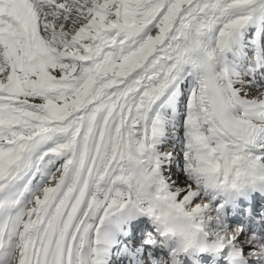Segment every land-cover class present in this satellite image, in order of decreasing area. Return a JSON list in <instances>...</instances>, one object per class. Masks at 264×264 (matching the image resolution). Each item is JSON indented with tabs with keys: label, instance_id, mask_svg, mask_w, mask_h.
<instances>
[{
	"label": "snow or ice",
	"instance_id": "6c2138e0",
	"mask_svg": "<svg viewBox=\"0 0 264 264\" xmlns=\"http://www.w3.org/2000/svg\"><path fill=\"white\" fill-rule=\"evenodd\" d=\"M261 189L264 0H0V264H264Z\"/></svg>",
	"mask_w": 264,
	"mask_h": 264
},
{
	"label": "clouds",
	"instance_id": "9594fccd",
	"mask_svg": "<svg viewBox=\"0 0 264 264\" xmlns=\"http://www.w3.org/2000/svg\"><path fill=\"white\" fill-rule=\"evenodd\" d=\"M160 226L166 230L169 238L185 251L200 254L212 248L185 214L169 213L160 221Z\"/></svg>",
	"mask_w": 264,
	"mask_h": 264
},
{
	"label": "bare ground",
	"instance_id": "6f19581e",
	"mask_svg": "<svg viewBox=\"0 0 264 264\" xmlns=\"http://www.w3.org/2000/svg\"><path fill=\"white\" fill-rule=\"evenodd\" d=\"M231 217L227 216L225 214V223L231 226ZM238 227V226H235ZM156 226L152 222V220L149 217L146 216H139L136 217L128 222L126 225V230L128 231L127 237H121L124 243L130 245L131 247L135 248L137 247L143 239L147 237V234L149 232H155ZM145 233L143 236H138L137 233ZM132 234L133 236H130ZM153 255L154 258H157L159 255H161L160 249H154ZM120 264H129V261L126 259H122Z\"/></svg>",
	"mask_w": 264,
	"mask_h": 264
},
{
	"label": "rangeland",
	"instance_id": "374dc122",
	"mask_svg": "<svg viewBox=\"0 0 264 264\" xmlns=\"http://www.w3.org/2000/svg\"><path fill=\"white\" fill-rule=\"evenodd\" d=\"M229 227H230V225H229Z\"/></svg>",
	"mask_w": 264,
	"mask_h": 264
}]
</instances>
